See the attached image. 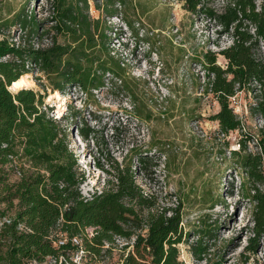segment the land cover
Here are the masks:
<instances>
[{
	"label": "trees",
	"instance_id": "1",
	"mask_svg": "<svg viewBox=\"0 0 264 264\" xmlns=\"http://www.w3.org/2000/svg\"><path fill=\"white\" fill-rule=\"evenodd\" d=\"M90 1L98 10L102 1L111 17L116 13L109 7L127 8L130 0H52L50 15L42 23L31 17L28 44L0 37V264L43 262L48 257L73 263L71 254L81 250L94 256L113 252L115 237L135 239L130 254L118 255L117 260L124 257L121 264H182L178 246L188 233L181 203L156 208V199L145 196L137 184L131 159L114 167L112 179L100 193L84 198L80 191L84 176L70 147L71 131L46 109L48 90L64 93L75 88L92 95L106 86L107 75L135 97L124 79L125 65L112 54L108 22L90 17ZM178 1L191 13H204L232 37V45L219 53L225 67L217 64L215 53L205 55V92L220 107L212 120L221 134L241 131L244 137L231 155L237 168L246 172L244 191L254 203V237L246 253L255 255L264 238V161L261 154L247 151L252 135L243 133L230 98L241 91L253 95L250 109L264 123V60L259 55L264 43V0L259 8L257 0H231L221 12L204 0ZM42 25L50 27L44 30ZM20 27L27 31L28 21ZM45 34H52L51 42L36 48ZM35 71L42 75L36 80L44 94L33 89L10 91L21 77ZM132 110L134 117H142L136 102ZM77 129L84 140L93 134L88 126ZM256 141L263 149L264 127ZM11 173L18 177L14 182L9 181ZM89 228L95 229L92 236ZM65 238L67 242L60 246ZM196 248L193 254L203 260L207 249L199 243Z\"/></svg>",
	"mask_w": 264,
	"mask_h": 264
},
{
	"label": "rangeland",
	"instance_id": "2",
	"mask_svg": "<svg viewBox=\"0 0 264 264\" xmlns=\"http://www.w3.org/2000/svg\"><path fill=\"white\" fill-rule=\"evenodd\" d=\"M204 1L221 12L231 0ZM51 2L0 0V37L28 44L31 17L42 23L50 15ZM262 3L257 0L258 8ZM98 5L99 10L90 1V17L108 22L112 54L125 65L124 79L135 97L107 75L106 86L92 95L71 88L64 93L48 90L45 99L49 115L71 131L70 147L84 176L82 196L88 199L100 193L112 179L114 167L131 159L137 184L145 196L156 199V208L182 205L183 228L188 233L178 246L182 264H264V238L255 255L246 253L254 237V203L244 191L246 172L237 168L231 155L244 137L241 131L226 137L221 134L212 120L220 107L205 92V55L215 53L217 64L225 67L226 60L219 53L232 45L231 35L204 13L187 11L177 0H130L127 8L109 7L116 13L111 17L102 1ZM25 19L27 31L20 27ZM48 27L42 25L44 30ZM51 37L45 34L35 47L49 44ZM263 47L262 42L259 55L264 60ZM28 75L34 82L28 89L44 94L36 80L42 75ZM237 95L232 106L242 120L243 133L252 135L247 151L261 154L264 161V148L256 141L264 123L250 109L255 98L247 91ZM135 102L141 118L132 115ZM83 125L93 130L89 140L79 136L77 127ZM17 179L10 174V182ZM92 229L87 230L89 236ZM126 243L120 238L116 241L119 248ZM128 243L134 250L135 239ZM197 243L207 249L203 260L193 254ZM118 254L107 253L102 264L114 263ZM76 259L77 254H71L72 262ZM44 264L57 263L47 260Z\"/></svg>",
	"mask_w": 264,
	"mask_h": 264
},
{
	"label": "built area",
	"instance_id": "3",
	"mask_svg": "<svg viewBox=\"0 0 264 264\" xmlns=\"http://www.w3.org/2000/svg\"><path fill=\"white\" fill-rule=\"evenodd\" d=\"M177 1H178V0H177ZM263 44H264V43H263ZM18 45H19V44H18ZM263 50H264V47H263ZM34 73H35V75H37V71H35ZM32 74H33V73H32ZM237 98H238V95H237V94H236L235 96H233V97L230 98L231 103L233 104V106H234V103H236ZM1 225H3V224H1ZM92 230H95V229L93 228ZM119 238H120V237H115V244H114V246H115L116 248L113 250V252H114V251H118V253H119L118 255H119V256H124V257H126L128 254H130V253L132 252V248H133V247H131L132 245L130 246V244L128 243L130 240L120 238V240H122V241H125V240H126L127 243H126L124 246H122L121 248H119L118 245L116 244V241H117ZM133 240H134V238H133ZM66 242H67V239H66V238H65V239H62V241L59 243V245L62 246V245H64ZM74 242L78 243V239H74ZM108 247H109V245L107 244V245H106V248H108ZM106 255H107V253H103V254H101L100 256H94V255H90V254L86 253L85 251L81 250L79 253H77L78 259L74 260L73 263H66V264H81L82 261H85V262H86V263L83 262V264H102V259H103V257L106 256ZM124 257H123V258H124ZM123 258H121L120 260L115 261V262L112 263V264H119V263L121 264V263H123V262H122V261H123ZM47 260L55 261L57 264H63V263L66 262V260H65L64 257H60L59 260H57V259H55V258H53V257H48V258H47L45 261H43V262L31 261L29 264H44V263H46Z\"/></svg>",
	"mask_w": 264,
	"mask_h": 264
},
{
	"label": "bare ground",
	"instance_id": "4",
	"mask_svg": "<svg viewBox=\"0 0 264 264\" xmlns=\"http://www.w3.org/2000/svg\"><path fill=\"white\" fill-rule=\"evenodd\" d=\"M33 84H34V82H33V80L30 79L29 75H25L18 80L16 85L14 87H12L11 90H13L15 92V91H19L21 89H28Z\"/></svg>",
	"mask_w": 264,
	"mask_h": 264
},
{
	"label": "water",
	"instance_id": "5",
	"mask_svg": "<svg viewBox=\"0 0 264 264\" xmlns=\"http://www.w3.org/2000/svg\"><path fill=\"white\" fill-rule=\"evenodd\" d=\"M10 91H11V92H14V91H12L11 89H10ZM14 93H16V92H14Z\"/></svg>",
	"mask_w": 264,
	"mask_h": 264
}]
</instances>
